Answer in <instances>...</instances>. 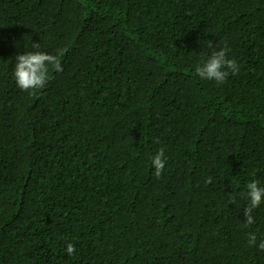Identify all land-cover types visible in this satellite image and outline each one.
Returning <instances> with one entry per match:
<instances>
[{
    "label": "trees",
    "instance_id": "obj_1",
    "mask_svg": "<svg viewBox=\"0 0 264 264\" xmlns=\"http://www.w3.org/2000/svg\"><path fill=\"white\" fill-rule=\"evenodd\" d=\"M210 41L240 65L220 86ZM33 43L63 72L22 92ZM254 178L264 0H0V264H264V205L245 228L229 195Z\"/></svg>",
    "mask_w": 264,
    "mask_h": 264
},
{
    "label": "clouds",
    "instance_id": "obj_2",
    "mask_svg": "<svg viewBox=\"0 0 264 264\" xmlns=\"http://www.w3.org/2000/svg\"><path fill=\"white\" fill-rule=\"evenodd\" d=\"M33 51H24L14 57L11 76L16 87L22 92L39 90L46 86L51 72L61 73L63 67L56 55L40 51L39 44L33 43ZM208 48L211 51L203 56L194 68V75L201 81H209L217 86L223 85L230 76L235 77L240 73V65L235 59H229L230 49L225 46L213 45L210 41ZM167 157L164 149L158 150L151 156V168L153 175L159 178L166 167ZM212 183L211 178L207 181ZM230 200L235 205L239 200L244 201L243 227L247 228L255 223L252 212L264 205V183L258 179L248 181L242 191L230 193ZM249 247H255L264 252V239L258 240L254 232L247 235ZM66 252L69 256L76 253L72 243L66 244Z\"/></svg>",
    "mask_w": 264,
    "mask_h": 264
}]
</instances>
